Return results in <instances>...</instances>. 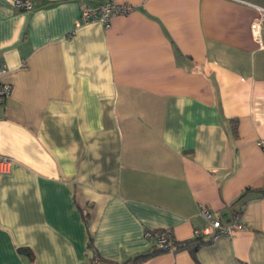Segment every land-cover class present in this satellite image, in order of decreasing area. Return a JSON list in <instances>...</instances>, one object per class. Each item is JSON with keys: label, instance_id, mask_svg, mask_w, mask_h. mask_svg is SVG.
Instances as JSON below:
<instances>
[{"label": "crops", "instance_id": "obj_1", "mask_svg": "<svg viewBox=\"0 0 264 264\" xmlns=\"http://www.w3.org/2000/svg\"><path fill=\"white\" fill-rule=\"evenodd\" d=\"M106 1L0 0V264H118L146 230L196 237L200 204L243 226L139 264H264V0H113L132 10L76 26Z\"/></svg>", "mask_w": 264, "mask_h": 264}, {"label": "built area", "instance_id": "obj_2", "mask_svg": "<svg viewBox=\"0 0 264 264\" xmlns=\"http://www.w3.org/2000/svg\"><path fill=\"white\" fill-rule=\"evenodd\" d=\"M19 9H30L33 0H11ZM132 10V5L128 2H116L107 0L97 7H91L87 4H82L80 7L79 20L76 26L87 24L91 22H99L105 28H110L112 17L118 13H127ZM253 29L257 30V24H253ZM7 71L5 64H0V105L4 102L5 98L10 94L11 86L9 83L4 82L1 77ZM264 154V139L260 138L257 141ZM0 162L3 164L8 163V159L0 156ZM1 170V168H0ZM199 215L204 219L205 224L195 230L196 236L209 238L212 241L219 234H231L234 230L239 229L243 224L237 217H233L229 222H223L219 215H216L212 209L200 204L198 207ZM145 236L154 238L155 243L163 249H171L173 246V237L170 228L163 227L158 229H151L145 231ZM92 264H100L98 257L92 260Z\"/></svg>", "mask_w": 264, "mask_h": 264}, {"label": "trees", "instance_id": "obj_3", "mask_svg": "<svg viewBox=\"0 0 264 264\" xmlns=\"http://www.w3.org/2000/svg\"><path fill=\"white\" fill-rule=\"evenodd\" d=\"M233 129L236 130V127L233 126ZM264 193V190H261ZM243 196V194H241L238 199H236L233 203H231V205L233 206L236 201H238L239 199H241ZM240 210V209H239ZM237 208L233 210V212L236 214L239 211ZM86 216V214H85ZM86 219V218H85ZM212 240L209 238H203L200 236H196L194 238L188 239V240H184V241H175L173 240V246L171 249H175V250H179V249H189L190 251H195L200 245L204 244V243H209ZM88 246H90V241H88ZM20 250H22L24 253L28 254V256L30 258H32V251L29 248L23 247ZM167 249H163L161 247H159L156 243L154 246H152L150 249H146L144 251H140L137 252L135 254H133L132 256L124 259L123 261L119 262L118 264H139L140 262H142L143 260H145L146 258L158 253V252H162V251H166ZM96 256L93 255L91 257V261L95 258ZM100 260V259H99ZM101 264V262H100Z\"/></svg>", "mask_w": 264, "mask_h": 264}]
</instances>
